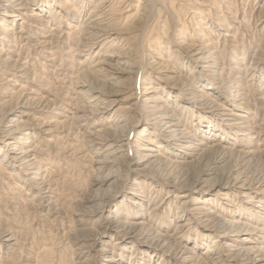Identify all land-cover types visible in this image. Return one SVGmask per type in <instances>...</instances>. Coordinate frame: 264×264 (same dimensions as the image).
<instances>
[{
    "label": "bare ground",
    "instance_id": "6f19581e",
    "mask_svg": "<svg viewBox=\"0 0 264 264\" xmlns=\"http://www.w3.org/2000/svg\"><path fill=\"white\" fill-rule=\"evenodd\" d=\"M63 1L65 3L57 0H0V52L5 51L4 49L9 52L0 53V57L14 56L13 45L10 44V35L14 34V38L17 36L22 39V46L31 47V43L35 42L36 48L45 52L47 61H51L54 53L58 52V48L52 46L54 38H64L68 34L64 24L67 20L63 18L69 17L82 29L80 51L85 52H82L84 58L81 61L84 69L71 75L77 101L75 111L77 119L83 121L84 126H88L85 137L90 143L89 147L94 148L91 151L92 161L94 168L101 175L95 178L96 187L92 190L93 194L87 198L91 206L83 208V212L77 214L80 215L79 230L84 233L81 236L84 243L78 248L81 254L86 253L87 261L104 254L105 258L99 264H149V259H146L148 254L160 256L157 264H264V177L250 180L242 174L245 172L232 173L231 170L226 174L221 172L222 175L203 170L191 176L187 169L189 164L201 163L203 155L213 147L223 151L238 150L239 153L251 157L257 153L264 158V138L260 143L253 141L254 133L264 136V101L257 120L252 121L250 109L247 107L248 98L242 92L243 86L254 79L264 85L262 58L253 57L246 67L235 66L232 63L236 62L230 60L237 71V80H242L229 81L230 97L224 102H218L217 98L220 97L216 91L218 88L222 90L219 84L222 86L225 82L221 75L223 62L219 53L210 48L208 42L185 43L186 48L190 49L189 62H184L180 68L172 64L174 61L179 63L180 53L171 48L167 53H162L163 55L152 53L149 64L141 66L125 52L126 46L120 50L115 49L123 40V36L119 29L108 27L111 18L107 17V11L103 8L107 7L109 0H96L89 11L87 8L92 0ZM137 6L141 7L138 4ZM56 7L63 10L72 9L73 14L67 12L64 15L62 10ZM59 17L63 18L59 19L57 24ZM196 19L197 23L202 25V21ZM202 28L206 30L204 26ZM219 29L227 31L230 28L226 24H219ZM153 39L154 46L160 45L158 38ZM99 44L101 46L96 48ZM160 47H163L162 44ZM164 54L167 57H164ZM238 61L242 63V60ZM9 62L11 65L12 61ZM188 67L189 73L185 72ZM154 74L169 81L172 86L177 87L175 89L184 94L174 95L173 100L170 97L168 99L166 89L156 81ZM122 77L128 78L130 82L141 78L143 87L140 102L134 96L136 91L130 90V85L125 80H119ZM201 86H209V94H200ZM160 90L166 97L160 94ZM45 100L42 97L28 98L27 101L16 104L0 118V176H5L7 180H24L25 187L45 185L40 170L46 164L47 158L44 157L49 155L47 145L51 133L55 131L52 128L53 122L56 121L40 120L48 111ZM33 101L35 105L31 106ZM170 101L173 104L171 106L167 103ZM138 108H141L142 118L134 119L131 112H137ZM58 115H61V112ZM204 119L209 125L207 128H201ZM218 121L227 122L221 124ZM218 132L221 135L218 136ZM220 136L221 138H218ZM235 136L250 138L240 144L246 150L237 149L236 143L232 144L236 141ZM218 157L216 163L226 160L225 155ZM173 165L182 167L174 176L166 173ZM126 171H134L140 176L151 178L153 182L147 181L152 185L149 188L151 193L144 195L140 190L141 186L147 185L141 184L140 181L143 180L139 177L131 180L127 189H123V196L126 198V207L133 211L124 215H112L111 203L120 197L119 189L124 185L122 176ZM160 182L172 188V196L183 198L175 212L170 208V194L159 203L154 201L158 198L156 192L159 191L157 187ZM232 187L239 190V195L247 198L245 201L249 203L251 213L232 212L225 207L219 210L218 206L199 202L195 194L200 192L205 195L204 198H209L214 192L220 195ZM153 190L155 193H152ZM221 197L227 206L232 203L226 194ZM224 204L219 203L221 207ZM165 210L168 221L176 222L172 233L168 231V221L167 224L163 220V223L157 222V218H161ZM144 211L150 215L147 219L144 217ZM196 220L201 230H197L194 245L190 246V228ZM122 229L126 231L123 234L126 238L139 236L144 245L138 246L134 242L131 248L133 251L128 256L120 254L116 257L110 248H105L99 243L106 237L113 240L115 236L110 232H119ZM15 232L0 223V264L6 258L2 255L6 250H3L13 249L16 245ZM207 237H212V240L199 253L197 249ZM117 239L115 246H122L121 250L126 249L125 244L129 241L121 243Z\"/></svg>",
    "mask_w": 264,
    "mask_h": 264
},
{
    "label": "rangeland",
    "instance_id": "374dc122",
    "mask_svg": "<svg viewBox=\"0 0 264 264\" xmlns=\"http://www.w3.org/2000/svg\"><path fill=\"white\" fill-rule=\"evenodd\" d=\"M57 1L65 3L63 0ZM115 1L116 0H109V3L106 4L107 7L103 8L107 11V17L112 19H109V26H107L119 29L123 36V40L115 49L120 50L126 46L127 49H125V52L129 53V57L132 59L134 58L137 64L139 63L141 66L151 61L149 57L153 55L152 53H167L171 48L180 53L179 56L181 59L179 63L176 61L172 62L175 67L180 68V66L184 65V62L185 64L189 62L188 53L190 49L186 48L185 43H188V41L194 44L208 42L210 44L209 47L219 53L223 62L221 65V67H223L221 75L225 82L224 85H219L224 91H222L223 89H217L216 92L220 97H216L218 102H221V100L224 102L228 99V96L230 97V92L228 91L229 81L238 82V80H242V78H238L237 80L235 75L237 71L231 65L230 60L236 62L232 63L235 64V66L241 65V67H246L253 57L259 56L262 58L261 61L264 66V0ZM139 1L141 2L139 3ZM94 2H96V0H92L90 5H88V11L95 4ZM115 4L117 5L115 6ZM137 4L141 7H136ZM56 9L62 10L64 15H66L67 12L73 14V10L69 8L63 10L56 7ZM71 14H69V16ZM62 18L63 17H59L56 23L59 24V19ZM196 18L202 21V25L197 23ZM63 19L67 20L64 24H66L68 34H66L64 38H54L52 46L57 47L58 52L54 53L55 56H52L53 59L51 61H47V54L45 52L36 48L35 42L31 43V47L28 45L22 46V39H18L17 36L14 38V34L10 35V39L12 38L10 44L13 45L12 49H14V56L10 55V57L9 55H3V58L0 57V118L5 116L8 110L16 106V104L25 100L27 101L28 98L35 99L42 97L44 100L46 99V103H44L48 106L46 107L48 111L42 116L40 115V120H56L53 122L54 127L52 128L55 131L51 133L52 135L49 137L50 141L47 145L50 153L47 151L49 155L48 157H44L47 158L46 164L44 168L40 170L42 180L45 185H49L51 189H49V187L47 188L45 185H33L32 187L26 185L25 187L24 180H7L5 176H0V221H2L0 223H2L3 227L16 231L15 237L17 238L16 245H14L13 249L3 250H6L2 254L3 257L6 258L3 259L2 264H99L105 258L104 254H102L97 255L96 258L93 257L92 261H87L88 256L86 253L81 254V251L78 249L84 243L81 241V236L84 233H81L79 230L81 229V223L78 221L80 215L77 214H81L83 208L91 206L87 198L93 194L92 190L96 187L94 185L95 178L101 175V173L94 168L95 164H93L91 153L94 148L89 147L90 143L87 142L85 137L88 126H84V122L77 119L75 111L77 101L75 100L76 95L74 94L75 91L73 88L74 80L71 78V75L81 72V69H84L81 61L84 58L82 56L85 52L80 51L82 50L80 45L82 44L83 38L81 33L82 29L69 17ZM219 24H226L230 29H227V31L218 30ZM202 26H204L206 30H204ZM153 38H158L159 44H162L163 47H160V45H157L158 47L154 46L155 44H152ZM100 46L99 44L96 48ZM4 50L5 51L0 53H9L6 49ZM67 52L69 53L68 55L66 54ZM6 57L10 58L5 60L4 58ZM164 57L167 56L164 54ZM182 57L185 59H182ZM236 58H238L237 61ZM8 60L12 61L11 65L8 64L10 63ZM238 60H242V63ZM263 69L262 72L264 73ZM185 72L189 73L190 67H188ZM154 78L166 89V96L168 99L170 97V99L172 98L173 100V98H175L174 95L180 93L184 94L182 91L175 89L177 87L174 85L172 86L169 81L161 79L157 74H154ZM121 79L125 80V82L130 85H128L130 90H134L133 92L136 91L134 96H136L138 102H140L143 87L141 78L139 77L138 80H133L132 82L128 81L129 79L126 77H122L119 80ZM208 87H199L200 92L202 91L200 94H209ZM243 87L242 92L244 96L248 98L247 107L250 109V118L252 121H256L259 112L262 111L264 85L261 81L259 82V80L254 79L253 81H248V84ZM165 89L161 90L163 91ZM161 90L160 94L166 97ZM172 91H174V93ZM31 103V106L35 105L34 101ZM167 103L170 106L173 105L171 101ZM81 104H83V102ZM140 109L141 108H138L137 112H131L134 119L142 118ZM60 112L61 115H58ZM218 122L222 124L227 121ZM207 127H209V125L204 119L201 128ZM38 131L39 129L37 132ZM219 135H221V133L218 132V136ZM253 136L255 137L253 141L259 143L261 139L264 138V136H258V133H254ZM218 138H221V136ZM234 138H236V136ZM245 139L250 138L239 136L232 144L236 143L235 147L237 149L246 150L244 147L240 146ZM262 147L264 148V146ZM216 148L217 147H213L209 150L210 152L207 151L203 155L201 163L194 162L188 165L187 169L190 175L192 174L191 176L203 170V172H209V170H211L214 175H220L221 172H223L222 174H226L228 170H231L232 173L245 172L242 174L249 177L250 180L256 177H264V158L259 154L256 153L251 157L244 153L241 154L242 152L239 153L238 150L229 151L226 149L223 151L219 148L216 150ZM221 154L225 155L226 160L216 163L215 161L219 159L218 156ZM181 170L182 167L173 165L168 168L166 173H171L174 176ZM138 177L140 180H143L140 181L141 184L147 185L146 187H140L144 195H149L151 193V189L149 188H151L150 186L152 185L147 182L152 181L151 178L140 176L134 171L124 172L122 176V184L124 185L119 189L120 197L113 200L111 203L110 212L112 215H124L133 211H129L126 207V198H124L123 194L128 184H131V180H136ZM144 179H146V181H144ZM160 187L162 188L160 189ZM157 190H159L156 192L158 198L154 200L156 203H159L169 194L171 196L172 194L174 195L172 188L163 184V182H160V186L157 187ZM152 193H155V191L153 190ZM239 193V190L232 187L226 189L224 193L220 195L214 192V195L209 198H204L205 195L200 192L195 194L199 202H206L210 206H218L219 210L225 207L232 212L242 211L244 213H251L249 203L245 201L247 198L242 197ZM225 194L230 197L232 201V203H228L229 206L224 204V200L221 197ZM44 199L47 200L45 201ZM170 199L172 200L170 208L175 212L179 208L183 198L180 196H172ZM219 203L224 205L221 207ZM239 205H241L240 208H238ZM165 211L161 218H157V220H159L157 222L163 220L166 222L165 224H167L169 217H167L166 214L167 210ZM143 213L146 219L150 216L145 211ZM86 218H88V216H86ZM177 221H179V219ZM195 222L196 223L190 228V246L194 245L197 230H201L197 225V220ZM168 225V231L172 233L175 229L176 222L168 221ZM112 226L118 228L116 225ZM124 232L126 231L123 229L119 232L111 231L110 233H113L115 236L113 240L106 237V239L99 244H103L105 248H110V251L114 252L113 254L116 257L120 254L128 256L131 251H133L131 248L134 242L138 246L144 245L141 237L135 236L128 239L123 235ZM116 238H118L121 243L127 242L126 240L129 241L128 244H125L126 249L121 250L120 248L122 246H120V248L115 246ZM207 238L202 241L203 243L200 248L197 249L199 253L210 244L212 237ZM148 256H146V259H149V264H157L160 259V256H151V254H148Z\"/></svg>",
    "mask_w": 264,
    "mask_h": 264
}]
</instances>
